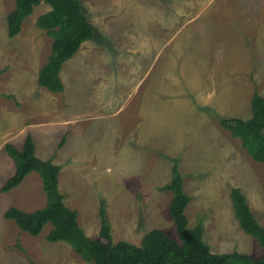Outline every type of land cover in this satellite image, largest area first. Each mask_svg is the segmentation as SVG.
Segmentation results:
<instances>
[{"label":"rangeland","instance_id":"1","mask_svg":"<svg viewBox=\"0 0 264 264\" xmlns=\"http://www.w3.org/2000/svg\"><path fill=\"white\" fill-rule=\"evenodd\" d=\"M80 1L97 37L62 64L65 85L57 92L37 81L51 37L36 19L49 5H35L10 37L14 0H0V186L14 170L4 143L18 145L33 132L36 153L62 165L64 200L86 234L98 236L103 205L112 239L139 243L153 227L176 236L171 191L162 188L174 158L190 195L189 225L203 224L211 249L264 253L239 225L229 196L230 186H240L264 223V162L217 119L250 116L252 92L264 95V0ZM111 95L121 109L98 104ZM41 180L32 170L0 188V264H92L68 242L46 239L49 222L32 235L3 216L10 205L42 206Z\"/></svg>","mask_w":264,"mask_h":264},{"label":"trees","instance_id":"2","mask_svg":"<svg viewBox=\"0 0 264 264\" xmlns=\"http://www.w3.org/2000/svg\"><path fill=\"white\" fill-rule=\"evenodd\" d=\"M47 3L49 8L37 16L36 24L51 37L50 52L37 72L38 84L50 91H62L60 76L62 64L73 56L81 43L97 37L95 27L88 20L80 0H14L6 14L8 36L17 34L23 20L35 5ZM250 116H217L219 123L239 139L240 145L257 160L264 162V95L254 90L250 97ZM4 149L14 161V170L0 186L7 191L19 184L32 170H36L45 192V203L32 210L10 205L3 211L5 218L13 219L24 231L45 233L50 241L63 240L92 264H264V253L252 255L241 250L213 251L203 238V224L189 225L186 207L190 195L183 186V175L173 158L171 178L162 186L171 191L168 211L173 219L176 236L159 227L146 230L139 243L126 239L114 241L103 205L99 207L100 228L92 237L78 223L77 210L69 206L58 188L60 166L51 158H42L35 152L31 133H27L21 147L11 141ZM229 196L234 216L241 228L256 238L264 250V223L252 212L240 186L232 185ZM33 264H36L33 262Z\"/></svg>","mask_w":264,"mask_h":264},{"label":"crops","instance_id":"3","mask_svg":"<svg viewBox=\"0 0 264 264\" xmlns=\"http://www.w3.org/2000/svg\"><path fill=\"white\" fill-rule=\"evenodd\" d=\"M84 41H86V40H84ZM79 49V48H78ZM135 49V48H134ZM80 50V49H79ZM122 50V49H121ZM78 51V50H77ZM119 53V52H118ZM78 54V53H77ZM73 57L71 56L70 57V59H72ZM69 59V58H68ZM69 59V60H70ZM100 63H102V62H100ZM103 64V63H102ZM101 65V64H100ZM102 66V65H101ZM61 68H62V66H61ZM61 71H62V69H60V76H61V79H62V81H63V78H62V75H61ZM149 71V66H148V68H147V70H146V72L145 73H147ZM91 78H89L88 80H90ZM87 80V81H88ZM64 82V81H63ZM65 85V84H64ZM58 92V91H57ZM59 92H61V91H59ZM147 93L149 94V92L147 91ZM98 98V97H97ZM99 100L104 104V106H103V108H105L107 105H114V106H116V107H118V109H121V101H117V95L116 96H114V97H112V95L109 97V100L108 101H104V100H102V99H100V98H98V101L97 102H99ZM101 102H99L98 104H100ZM102 105V104H101ZM97 106V105H96ZM102 108V109H103ZM101 110V109H100ZM130 116L134 119V117H136L134 114H132V113H130ZM143 116V115H142ZM141 123V124H140ZM136 125H138L137 127H139L140 125H143V122H140V121H136V120H134V126H136ZM139 128H141V127H139ZM56 136L54 137V139H56V140H58V138L60 137L59 135H58V133H57V131H55V133H54ZM31 135H32V138H33V140H35V138H34V133L32 132L31 133ZM66 137H67V133L66 132H64V133H62L61 134V138L59 139L60 141L58 142V144H59V146H61V144H62V142H63V140H64V138L66 139ZM24 138L25 137H23V140H20V142H21V145H22V143H23V141H24ZM20 142H18V145H16L15 143V145L16 146H18V147H21V145H20ZM53 143H54V140H53ZM65 143H66V141H64L63 142V144H62V146L63 145H65ZM34 144H35V152H36V149H37V147H36V142H34ZM37 154V153H36ZM38 155V154H37ZM40 156V155H39ZM40 157H42V156H40ZM42 158H46V157H42ZM48 158H51V157H48ZM52 159V158H51ZM53 160V159H52ZM55 162V161H54ZM94 162V161H93ZM92 162V163H93ZM57 163V162H56ZM58 164H60V163H58ZM61 165V164H60ZM69 166L71 167V168H75V166L74 165H72V162H70L69 163ZM61 167H62V165H61ZM61 167H60V170L59 171H61ZM59 174H60V172L58 173V188H59V190H60V192H62L63 193V195H64V191L61 189V186H60V181H59ZM77 217H78V212H77Z\"/></svg>","mask_w":264,"mask_h":264}]
</instances>
